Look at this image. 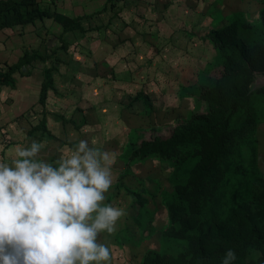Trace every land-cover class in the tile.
Here are the masks:
<instances>
[{
    "label": "rangeland",
    "instance_id": "374dc122",
    "mask_svg": "<svg viewBox=\"0 0 264 264\" xmlns=\"http://www.w3.org/2000/svg\"><path fill=\"white\" fill-rule=\"evenodd\" d=\"M35 1L47 16L0 32V70L26 56L0 92V162L11 163L16 147H29L33 140L44 143L37 159L54 167L80 140L114 153L113 182L102 204L125 214L112 234L105 231L98 238L110 248L107 264H142L145 252L147 263L162 264L161 254L185 251L180 236L192 217L169 220L160 204L161 190L170 188L168 160L149 156L128 161L127 146L167 136L197 112L208 124L219 121L217 90L201 100L191 91L202 84L201 75L219 76V53L209 32L234 20L252 32L260 25L264 0ZM70 14L82 29L71 28ZM130 23L139 31L130 30ZM263 77L255 72L253 83L262 85ZM45 80L50 84L40 103ZM252 97L260 120L255 116L250 138L255 140L256 168L264 176V101ZM252 153L245 149L243 154ZM187 206L191 209V203ZM142 213L152 215H146V225L140 222Z\"/></svg>",
    "mask_w": 264,
    "mask_h": 264
},
{
    "label": "trees",
    "instance_id": "16d2710c",
    "mask_svg": "<svg viewBox=\"0 0 264 264\" xmlns=\"http://www.w3.org/2000/svg\"><path fill=\"white\" fill-rule=\"evenodd\" d=\"M113 7L111 3L110 8ZM45 16L47 12L35 0L0 1V30ZM139 17L142 24L146 22L142 14ZM259 18L260 25L252 32L235 20L209 32L219 53V76L200 74L202 84L191 91L201 100L213 97L217 90L222 107L217 123L208 124L204 114L197 112L174 125L167 136L154 135L141 140L139 145L127 146L128 161L149 156L168 160L170 188L161 190L160 204L169 220L176 217L179 223L184 216L192 217L180 236L186 240L185 251L161 254L162 264H223L229 249L236 254L231 264H264V176L256 168L255 140L250 138L257 124L255 116L260 120L252 96L260 95L264 101V82L253 83L255 72L264 76V5ZM70 20L72 28L76 16L70 14ZM80 26L75 24L82 29ZM23 56L22 61L0 70V92L26 61ZM49 84L48 80L42 82L40 103H44ZM144 100L149 106V99ZM161 147L173 152L166 154ZM245 149L253 155L246 157ZM146 215L152 216L142 213L143 225L150 219ZM146 256L148 252L143 254L142 264H149Z\"/></svg>",
    "mask_w": 264,
    "mask_h": 264
},
{
    "label": "clouds",
    "instance_id": "9594fccd",
    "mask_svg": "<svg viewBox=\"0 0 264 264\" xmlns=\"http://www.w3.org/2000/svg\"><path fill=\"white\" fill-rule=\"evenodd\" d=\"M43 148L33 140L0 162V264H107L110 248L98 238L125 214L102 204L114 153L80 140L54 167L37 159ZM235 259L229 249L223 264Z\"/></svg>",
    "mask_w": 264,
    "mask_h": 264
},
{
    "label": "crops",
    "instance_id": "0c3cea01",
    "mask_svg": "<svg viewBox=\"0 0 264 264\" xmlns=\"http://www.w3.org/2000/svg\"><path fill=\"white\" fill-rule=\"evenodd\" d=\"M125 1H128V0H122V2H125ZM131 25H132V23H130V25H128L130 30L133 29V28L131 27ZM103 26H104V25H103ZM105 26L108 27V28H110V30H112V25L109 24L108 22L105 24ZM109 26H110V27H109ZM4 30H5V29H2V30H0V32H3ZM113 30L117 31L116 29H113ZM133 30H134V29H133Z\"/></svg>",
    "mask_w": 264,
    "mask_h": 264
},
{
    "label": "water",
    "instance_id": "95a60500",
    "mask_svg": "<svg viewBox=\"0 0 264 264\" xmlns=\"http://www.w3.org/2000/svg\"><path fill=\"white\" fill-rule=\"evenodd\" d=\"M262 82H264V77L262 78Z\"/></svg>",
    "mask_w": 264,
    "mask_h": 264
}]
</instances>
